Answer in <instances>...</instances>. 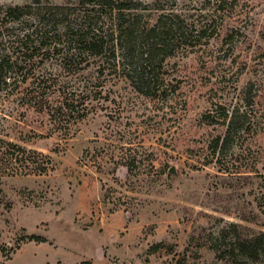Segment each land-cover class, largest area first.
I'll list each match as a JSON object with an SVG mask.
<instances>
[{
    "label": "rangeland",
    "instance_id": "1",
    "mask_svg": "<svg viewBox=\"0 0 264 264\" xmlns=\"http://www.w3.org/2000/svg\"><path fill=\"white\" fill-rule=\"evenodd\" d=\"M33 1L0 0V139L50 155L54 169L0 170V264H238L237 238L264 233V0L221 10L217 0H135L157 3L151 22L165 12L208 24L154 71L163 89L153 97L124 76L130 56L65 69L51 53L28 59L20 40L38 21L4 11ZM50 4L91 9L39 0L32 12ZM42 18L51 29L56 17ZM94 21L105 34L108 19ZM248 81L259 84L249 108L258 124L235 139L223 171L209 145L225 127L203 115L243 106ZM60 94L74 100L69 116Z\"/></svg>",
    "mask_w": 264,
    "mask_h": 264
},
{
    "label": "trees",
    "instance_id": "2",
    "mask_svg": "<svg viewBox=\"0 0 264 264\" xmlns=\"http://www.w3.org/2000/svg\"><path fill=\"white\" fill-rule=\"evenodd\" d=\"M217 1L219 2L217 9L221 10L225 0ZM76 2L79 6L91 5L90 11L80 13V10H74L75 6L50 4L44 9L37 8V12L34 13L33 7L39 4V0H34V6L33 3L8 6L4 15L12 21H19L25 15L33 14L35 22L38 21L39 24L35 23L20 40V45L30 60L39 51L51 53L52 56L60 58L61 68L65 69L77 66L89 57L110 58L115 63L118 56L123 58L130 56L133 59L131 72L124 76L136 91L146 96L153 97L160 93L162 81L153 79L156 75L154 71L163 67L164 60L174 54L176 46L187 45L186 42L190 39H200L208 26L185 22L179 15L164 14L165 12L157 14L151 22L149 13L159 10L156 8L157 3L143 4L135 0H76ZM91 13L96 16H91ZM45 14L56 17L51 29L50 24L43 23L42 17ZM100 16L109 21V25H103L105 34L101 32V27L98 28L97 21H94ZM7 59L5 56L0 57V72L3 71ZM23 61L26 59L23 58ZM116 66L117 63L114 67ZM255 85L259 84H256V81L246 83L243 106L227 108L217 103L214 105V111L203 115L206 123L225 127L224 134L213 138L209 145L213 156L212 162L214 161L223 171H227L222 164L223 160L235 139L258 124L250 115L249 108L255 103L257 91L264 89V85L260 86V90L255 88ZM73 107V98L60 94L56 108H60L62 114L69 116ZM53 169L50 155L0 139L2 173L42 175ZM263 236L264 233L261 232L237 238L236 253L234 248L229 251L231 259L238 264H245L247 261L264 264ZM26 238L44 241V238L35 235H28Z\"/></svg>",
    "mask_w": 264,
    "mask_h": 264
},
{
    "label": "water",
    "instance_id": "3",
    "mask_svg": "<svg viewBox=\"0 0 264 264\" xmlns=\"http://www.w3.org/2000/svg\"><path fill=\"white\" fill-rule=\"evenodd\" d=\"M169 172H174V169H173V168H171V169L169 170Z\"/></svg>",
    "mask_w": 264,
    "mask_h": 264
}]
</instances>
